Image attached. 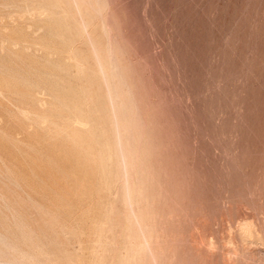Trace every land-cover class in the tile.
Segmentation results:
<instances>
[{
  "label": "rangeland",
  "instance_id": "374dc122",
  "mask_svg": "<svg viewBox=\"0 0 264 264\" xmlns=\"http://www.w3.org/2000/svg\"><path fill=\"white\" fill-rule=\"evenodd\" d=\"M83 2L0 0V264H264V0Z\"/></svg>",
  "mask_w": 264,
  "mask_h": 264
},
{
  "label": "bare ground",
  "instance_id": "6f19581e",
  "mask_svg": "<svg viewBox=\"0 0 264 264\" xmlns=\"http://www.w3.org/2000/svg\"><path fill=\"white\" fill-rule=\"evenodd\" d=\"M73 1H74L76 4H78L80 1L83 2V0H73ZM83 3H84V2H83ZM102 3H103V2H102ZM96 5L98 6V4H96ZM102 6H103V5H102ZM88 9H89V8H88ZM91 9L93 10V8H91ZM96 10H97V9H96ZM26 11H27V10H26ZM97 11H98V10H97ZM97 11L95 12V10H94L95 13H98V12H99V11H98V12H97ZM85 12H86V11H85ZM30 13H31V12H30ZM77 13H78V12H77ZM25 14H27V13H25ZM98 14H99V13H98ZM98 14H97V15H98ZM78 15H79V14H78ZM99 15H100V14H99ZM0 17H1V16H0ZM98 17H99V16H98ZM101 19H102V18H101ZM81 23H82V22H81ZM100 24H101V23H100ZM101 25L103 26V24H101ZM82 26H83V25H82ZM103 29H104V28H103ZM37 30H38V29H37ZM62 32H63V31H62ZM60 33H61V32H60ZM33 34H34V33H33ZM62 35H64V34H62ZM62 35H61V36H62ZM34 37H35V36H34ZM86 37H87V35H86ZM88 38H89V37H88ZM88 38H87V39H88ZM104 39H105V38H104ZM88 41H89V40H88ZM105 41H106V40H105ZM107 41H108V40H107ZM107 41H106V42H107ZM89 43H90V42H89ZM44 45H45V44H44ZM90 45H91V44H90ZM49 47H50V46H49ZM90 47H91V46H90ZM107 47H109V46H107ZM66 48H67V47H66ZM109 49H111V48H109ZM67 50H68V49H67ZM91 50H93V49H91ZM111 50H112V49H111ZM107 51H108V50H107ZM93 52H94V51H93ZM96 52H97V51H96ZM111 52H112V51L109 50V52H108V53H109V56L112 55V54H110ZM69 53H71V52H69ZM71 54H72V53H71ZM71 54H70V55H71ZM94 55H95V53H93V56H94ZM112 56H113V55H112ZM112 56H110V57H112ZM95 57H96V56H94V58H95ZM71 58H72V57H71ZM72 59H73V58H72ZM109 59H110V61H111V58H109ZM97 60H99L98 57H96V61H97ZM113 61H114V60H112L111 63H112ZM114 62H115V61H114ZM74 63H76V62H74ZM112 64H113V63H112ZM108 65H109V64H108ZM109 66H110V65H109ZM113 67H114V65H113ZM116 67H117V66H116ZM116 67H114V68H116ZM97 68H98V67H97ZM114 68H113V69H114ZM117 68H118V67H117ZM117 68H116L115 70H117ZM118 71L120 72V70H118ZM118 71H116V72H118ZM109 72H110V71H109ZM114 74H115V72H114ZM119 74H120V73H118L117 76H119ZM110 75H111V73H110ZM120 75H121V74H120ZM100 76H102V78H103V76H105V71H104L102 68H101V71H100ZM121 76H122V75H121ZM106 77H107V76H106ZM110 77H111V76H110ZM110 79L112 80V78H110ZM120 81L123 82L124 80H122V79L120 78ZM103 83H104V85H106V84H105V80H104ZM110 83H111V82H110ZM124 84H125V83H124ZM113 85H114V84H113ZM121 85H122V84H121ZM104 87H106V86H104ZM108 87L110 88V86H108ZM111 87H112V86H111ZM105 89H107V87H106ZM111 89H112V88H111ZM113 89H114V88H113ZM113 89L111 90V93H112ZM115 90H116V89H115ZM109 91H110V90H109ZM129 91H130V90H129ZM105 92H106V91H105ZM114 92H116V91H114ZM114 92H113V93H114ZM106 93H109V92L107 91ZM106 93H105V95H106ZM113 93H112L111 95H113ZM126 93H127V92H126ZM63 95H64V94H63ZM127 95H128V93H127ZM107 96H108V94H107ZM114 96H117V94L115 95V93H114ZM108 97H109V96H108ZM108 97H107V98H108ZM131 97H132V96H131ZM109 98H110L109 100H112L111 97H109ZM112 98L114 99V97H112ZM115 99H117V98H115ZM109 100H108V101H109ZM118 100H119V99H118ZM108 101H107V102H108ZM111 103H113V102H111ZM128 103H129V102H128ZM109 104H110V103H109ZM63 105H64V104H63ZM110 105H111V104H110ZM128 105H129V104H128ZM121 106H122V105H121ZM113 107H114V105H113ZM65 108H66V107H65ZM75 109H76V108H75ZM125 109H126V108H125ZM136 109H137V108H136ZM64 110H65V109H64ZM110 111L113 113L112 110H110ZM65 112H67V111H65ZM115 112H116V110H115ZM60 114H61V113H60ZM67 114H68V113H67ZM71 116H72V115H71ZM112 116H113V115H112ZM114 117H115V116H114ZM114 117H112V119H113ZM63 119H64V118H63ZM90 121H91V120H90ZM42 122H43V121H42ZM79 122H80V121H79ZM112 122H113V121H112ZM77 123H78V122H77ZM77 123H76V124H77ZM80 123H81V122H80ZM49 124H51V123H49ZM112 124H113V123H112ZM72 125H73V124H72ZM107 125H108V124H107ZM42 126H43V125H42ZM76 126H77V125H76ZM78 126H79V125H78ZM65 127H66V125H65ZM83 127L86 128L85 123H84V126H82V128H83ZM85 128H84V129H85ZM104 128H105V127H104ZM129 128H130V127H129ZM76 129H77V128H76ZM80 129H81V128H80ZM63 130H64V129H63ZM68 130H69V129H68ZM99 130H100V129H99ZM75 131H76V130H75ZM57 132H58V131H57ZM79 132H81V131H78V133H79ZM82 132H83V131H82ZM91 132H92V131H91ZM70 133H71V132H70ZM93 133H94V132H93ZM116 133H117V131H116ZM119 133H120V132H119ZM129 133H130V132H129ZM129 133H128V134H129ZM109 134H110V133H109ZM62 135H63V134H62ZM64 135H65V134H64ZM64 135H63V136H64ZM76 135H77V134H76ZM93 135H94V134H93ZM97 135H98V134H96V136H97ZM72 136H73V135H72ZM80 136H81V135H80ZM84 136H85V134H84ZM84 136H83V137H84ZM87 136H88V135H87ZM110 136H111V135H110ZM115 136L118 137L119 134L117 133ZM128 136H129V135H128ZM104 137H105V136H104ZM117 137H116V138H117ZM64 138H65V137H64ZM93 138H94V140H95V137H94V136H93ZM116 138H115V139H116ZM129 138H130V137H129ZM52 139H53V138H52ZM72 139H73V138H72ZM83 139H84V138H83ZM120 139H121V138H120ZM127 139H128V138H127ZM56 140H57V139H56ZM110 140H111V139H110ZM64 141H65V140H64ZM88 141H89V140H88ZM88 141H87V142H88ZM95 141H96V140H95ZM79 142H80V141H79ZM91 142H92V141H91ZM100 142H101V141H100ZM61 143H62V142H61ZM70 143H71V141H70ZM115 143H117V142L115 141ZM119 143H120V142H119ZM128 143H129V141H128ZM62 144H64V143H62ZM72 144H73V143H72ZM80 144H81V143H80ZM86 144H87V143H86ZM95 144H96V143H95ZM99 144H100V143H99ZM102 144H103V143H102ZM64 145H65V144H64ZM96 145H98V144H96ZM118 145H119V144H118ZM75 146H77V145H75ZM112 146H113V145H112ZM128 146H129V145H128ZM78 147H79V146H78ZM78 147H77V148H78ZM95 147H96V146H95ZM118 147H119V146H118ZM74 148H75V147H74ZM84 148H85V147H84ZM115 148H116V147H115ZM115 148H114V149H115ZM119 148H122V147H119ZM119 148H118V149H119ZM127 148H128V147H127ZM65 149H66V147H65ZM65 149H64V150H65ZM112 149H113V148H112ZM70 150H71V149H70ZM77 150H79V149H77ZM97 150H98V148H97ZM102 150H103V149H102ZM131 150H132V149H131ZM71 151H73V150H71ZM83 151H84V150H83ZM83 151H82V152H83ZM94 151H95V150H94ZM113 151H114V150H113ZM119 151H121V149H119ZM77 152H78V151H77ZM97 152H98V151H97ZM101 152H102V151H101ZM121 152H122V151H121ZM67 153H69V151H68ZM75 153H76V152H75ZM89 153H90V151H89ZM95 153H96V152H95ZM112 153H113V152H112ZM117 153H118V152H117ZM73 154H74V153H73ZM85 154H86V153H85ZM87 154H88V153H87ZM107 154H109V153H107ZM70 155H72V154H70ZM83 155H84V154H83ZM112 155H113V154H112ZM121 155H122V154H121ZM121 155L118 154L119 157H120ZM63 156H64V155H63ZM74 156H75V155H74ZM77 156H78V155H77ZM94 156H95V155H94ZM96 156H97V155H96ZM122 156H123V155H122ZM131 156H132V154H131ZM66 157H67V156H66ZM71 157H72V156H71ZM98 157L100 158L99 155H98ZM110 157H111V155H110ZM112 157H114V156H112ZM124 157H125V156H124ZM80 158H81V157H80ZM135 158H136V157H135ZM76 159H77V158H76ZM101 159H102V158H101ZM103 159H104V158H103ZM93 160H94V159H93ZM99 160H100V159H99ZM115 160H116V159H115ZM118 160H119V159H118ZM120 160H121V159H120ZM79 161H81V160H79ZM82 161H83V160H82ZM96 161H98V160H96ZM107 161H108V160H107ZM91 162H92V161H91ZM101 162H102V161H101ZM105 162H106V161H105ZM110 162H111V161H110ZM110 162H109V163H110ZM115 162H116V161H115ZM95 163H96V162H95ZM133 163H134V162H133ZM76 164H78V163H76ZM76 164H75V165H76ZM89 164H90V163H89ZM107 164H108V163H107ZM114 164H115V163H114ZM122 164H123V163H122ZM78 165H80V164H78ZM108 165H109V164H108ZM112 165H113V164H112ZM93 166H94V164H93ZM99 166H100V165H99ZM99 166H97V167H99ZM121 166H122V165H121ZM77 167H78V166H77ZM89 167H90V166H89ZM97 167H96V168H97ZM105 167H106V166H105ZM108 167H109V166H108ZM117 167H118V166H116V168H117ZM122 167H125V166H122ZM122 167H121V168H122ZM94 168H95V167H94ZM113 168H114V167H113ZM76 169H77V168H76ZM80 169H81V168H79L78 170H80ZM97 169H98V168H97ZM78 170H76V171H78ZM84 170H85V169H84ZM95 170H96V169H95ZM100 170H101V169H100ZM119 170H120V169H119ZM144 170H145V168H144ZM80 171H81V170H80ZM106 171H107V170H106ZM114 171H115V170H114ZM114 171H113V172H114ZM97 172H98V171H97ZM111 172H112V171H111ZM113 172H112V173H113ZM121 172H122V171H121ZM137 172H138V171H137ZM72 173H73V172H72ZM91 173H92V171H91ZM98 173H99V172H98ZM126 173H127V172H126ZM130 173H131V175L134 174V173L132 174V172H130ZM145 173H146V171H145ZM78 174H79V176H80V173H78ZM86 174H87V172H86ZM88 174H89V173H88ZM124 174H125V173H124ZM136 174H137V173H136ZM92 175H93V174H92ZM100 175H101V174H100ZM105 175H106V174H105ZM115 175L117 176V174H115ZM119 175L121 176L122 173L119 174ZM129 175H130V174H129ZM137 175H138V174H137ZM140 175H141V174H140ZM147 175H148V174H147ZM77 176H78V175H77ZM89 176H90V175H89ZM111 176H112V175H111ZM135 176H136V175H135ZM148 176H149V175H148ZM74 177H75V176H74ZM80 177H81V176H80ZM102 177H103V176H102ZM130 177H131V176H130ZM141 177H142V176H141ZM86 178L88 179V177H86ZM106 178H107V177H106ZM106 178H105V179H106ZM123 178H124V177H123ZM134 178H135V177H134ZM145 178H148V177H145ZM108 179H109V178H108ZM110 179H111V178H110ZM140 179H141V178H140ZM73 180H74V179H73ZM78 180H79V178H78ZM80 180H82V179H80ZM122 180H123V179H122ZM83 181H84V180H83ZM134 181H135V180H134ZM142 181H143V180H142ZM125 183H126V182H125ZM125 183H124V184H125ZM137 183H140V182H137ZM86 184H87V182H86ZM94 184H95V183H94ZM100 184H101V183H100ZM124 184H123V185H124ZM126 184H127V183H126ZM141 184H144V183H141ZM76 185H77V184H76ZM90 185H91V184H90ZM90 185H89V186H90ZM109 185H110V184H109ZM139 185H140V184H139ZM97 186H98V185H97ZM100 186H101V185H100ZM106 186H107V185H106ZM113 186H114V185H113ZM124 186H125V185H124ZM93 187H95V186H93ZM111 187H112V186H111ZM75 188H77V187H75ZM82 188H83V187H82ZM84 188H85V187H84ZM84 188H83V190H84ZM102 188H103V187H102ZM106 188H107V187H106ZM121 188H122V187H121ZM121 188H120V189H121ZM87 189H88V188H87ZM89 189H90V188H89ZM94 189H95V188H94ZM103 189H104V188H103ZM127 189H128V188H127ZM139 189H140V188H139ZM142 189H143V188H142ZM144 189H145V188H144ZM144 189H143V190H144ZM116 190H117V189H116ZM89 191H90V190H89ZM92 191H93V190H92ZM96 191H97V190H96ZM101 191H102V190H101ZM105 191H106V190H105ZM114 191H115V190H114ZM114 191H112V193H113ZM124 191H125V190H124ZM128 191H129V190H128ZM135 191H136V190H135ZM138 191H139V190H138ZM136 192H137V191H136ZM83 193L85 194V192H83ZM103 193H104V192H103ZM143 193H144V192H143ZM89 194H90V193H89ZM95 194H96V193H95ZM105 194H106V193H105ZM120 194H122V193H120ZM144 194H145V193H144ZM92 195H94V194H92ZM125 195H126V193H125ZM99 197H100V196H99ZM118 197H119V196H118ZM120 197H121V195H120ZM144 197H145V196H144ZM146 197L148 198L149 196L146 195ZM100 198H101V197H100ZM112 198H113V197H112ZM116 198H117V197H116ZM86 199H87V198H86ZM107 199H108V198H107ZM114 200H115V199H114ZM114 200H112V201H114ZM118 200H119V199H118ZM112 201H111V202H112ZM126 201H127V198H126ZM134 201H135V200H134ZM138 201H139V200H138ZM105 202H106V201H105ZM123 202H124V201H123ZM123 202H122V203H123ZM101 203H102V202H101ZM127 203H128V202H127ZM147 203H148V201H147ZM129 204H130V203H129ZM103 205H104V204H103ZM130 205L132 206V203H131ZM133 205H134V204H133ZM151 205H152V204H151ZM105 206H106V205H105ZM143 206H144V205H143ZM146 206H148V205H146ZM94 207H95V206H94ZM109 207H110V206H109ZM113 207H115V206H113ZM141 207H142V206H141ZM120 208H121V207H120ZM122 208L124 209V206H123ZM122 208H121V209H122ZM129 208H130V206H129ZM139 208H140V207H139ZM148 208H150V207H148ZM98 209H99V208H98ZM109 209H110V208H109ZM145 209H146V208H145ZM96 210H97V209H96ZM111 210H112V209H111ZM113 210H115V209H113ZM124 210H125V209H124ZM132 210H133V209H132ZM105 211H106V210H105ZM116 211H117V210H116ZM118 211H119V210H118ZM130 211H131V209H130ZM136 211H137V210H136ZM141 211H142V210H141ZM121 212H122V211H121ZM125 212H126V211H125ZM142 212H143V211H142ZM102 213H103V212H102ZM136 213H138V212H136ZM95 214H96V213H95ZM98 214H99V213H98ZM123 214H124V213H123ZM127 214H128V213H127ZM101 215H102V214H101ZM110 215H111V214H110ZM96 216H97V215H96ZM117 216H118V215H117ZM147 216H148V215H147ZM98 217H99V216H98ZM144 217H145V216H144ZM150 217H152V216H150ZM150 217H149V218H150ZM142 218H143V217H142ZM93 219H95V218H93ZM102 219H103V218H102ZM132 220H133V219H132ZM148 220H149V219H148ZM247 220H248V219H247ZM150 221H151V220H150ZM142 222H143V221H142ZM244 222H246V221H244ZM120 223H121V222H120ZM108 224H109V223H108ZM122 224H123V223H122ZM139 224H140V223H139ZM104 225H105V224H104ZM112 225H113V224H112ZM116 225H117V224H116ZM128 225H129V224H128ZM100 226H101V225H100ZM113 226H114V225H113ZM150 226H151V225H150ZM101 227H102V226H101ZM119 227H120V226H119ZM144 227H145V226H144ZM131 228H132V227H131ZM131 228H130V229H131ZM247 228H248V227H247ZM111 229H112V228H111ZM111 229H109V230H111ZM130 229H129V230H130ZM238 229H239V228H238ZM240 229H241V228H240ZM251 229H252V228H251ZM124 230H125V229H124ZM146 230H147V229H146ZM245 230H246V229H245ZM106 231H107V230H106ZM117 231H118V230H117ZM248 231H249V230H248ZM248 231H247V232H248ZM253 231H254V230H253ZM122 232H123V231H122ZM135 232H136V231H135ZM105 234H106V233H105ZM250 234H251V233H250ZM111 235H112V234H111ZM137 235H138V234H137ZM247 235H248V234H247ZM0 236H2V235H0ZM115 236H116V235H115ZM143 236H144V235H143ZM95 237H97V236H95ZM113 237H114V236H113ZM135 237H136V236H135ZM152 237H153V236H152ZM153 238H154V237H153ZM114 240H115V239H114ZM149 240H150V239H149ZM149 240H148V241H149ZM110 241H111V239H110ZM142 242H143V241H142ZM121 244H122V243H121ZM145 245H146V244H145ZM229 245H230V244H229ZM146 246H147V245H146ZM135 248H136V247H135ZM235 248H236V246H235ZM140 249H141V248H140ZM229 249H230V248H229ZM86 250H87V249H86ZM133 250H134V249H133ZM128 251H129V250H128ZM131 251H132V250H131ZM146 251H147V250H146ZM146 251H145V252H146ZM132 252H133V251H132ZM240 252H241V251H240ZM148 253H149V252H148ZM199 254H200V253H199ZM211 254H212V253H211ZM245 254H246V253H245ZM120 255H122V254H120ZM202 255H203V254H202ZM223 255H224V254H223ZM226 255H227V254H226ZM232 255H233V254H232ZM93 256H94V254H93ZM209 256H210V255H209ZM233 256H234V255H233ZM90 257H91V256H90ZM213 258H214V257H213ZM224 258H225V257H224ZM247 258H248V257H247ZM234 259H235V258H234ZM236 259H237V258H236ZM225 260H226V259H225ZM237 260H239V259H237ZM96 261H97V259H96ZM232 261H233V260H232ZM97 262H98V261H97ZM99 262H100V261H99ZM105 262H107V261H105ZM237 263H239V262H237ZM57 264H59V263L57 262ZM105 264H106V263H105ZM126 264H127V263H126ZM134 264H135V263H134ZM147 264H148V263H147ZM226 264H227V263H226ZM229 264H230V263H229ZM234 264H235V262H234ZM240 264H241V263H240Z\"/></svg>",
  "mask_w": 264,
  "mask_h": 264
}]
</instances>
